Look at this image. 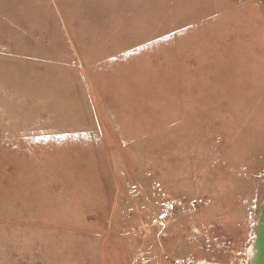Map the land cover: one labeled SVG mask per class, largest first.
Here are the masks:
<instances>
[{"label":"rangeland","instance_id":"1","mask_svg":"<svg viewBox=\"0 0 264 264\" xmlns=\"http://www.w3.org/2000/svg\"><path fill=\"white\" fill-rule=\"evenodd\" d=\"M262 4L0 0V264H97L123 231L252 264L264 81L224 72L259 71Z\"/></svg>","mask_w":264,"mask_h":264},{"label":"crops","instance_id":"2","mask_svg":"<svg viewBox=\"0 0 264 264\" xmlns=\"http://www.w3.org/2000/svg\"><path fill=\"white\" fill-rule=\"evenodd\" d=\"M257 39L260 40L261 48L259 50L257 48L252 49L253 53L250 55V57L259 60V71L249 73L245 71L246 65L244 66L243 64L242 72H239V69L227 70L226 72H224V74H231L234 76V78L237 79V81L232 82L233 84L249 85V89H257L259 88L258 85L263 84L262 82L264 81V32ZM254 43L257 47V40ZM234 58L240 59V56L236 55ZM236 67L240 68L241 66ZM213 74H221V72ZM238 74L246 75L244 82H241L238 79ZM123 234H125L127 237L121 239L123 237ZM130 237L132 236L128 235V233H125L124 231L120 235L110 234L108 237H104L102 239L103 245L102 248L100 247V254L96 261L100 262L101 264H188L187 262H189V259L187 260L182 258L169 257V250L167 251L165 248H160L158 252L160 253L161 257L155 258L154 244L151 246L144 247L136 243V240L139 241L138 238ZM145 254H150L152 255V257H147V259L141 258ZM129 256L130 258H128ZM201 263L203 262H200L198 264Z\"/></svg>","mask_w":264,"mask_h":264},{"label":"water","instance_id":"3","mask_svg":"<svg viewBox=\"0 0 264 264\" xmlns=\"http://www.w3.org/2000/svg\"><path fill=\"white\" fill-rule=\"evenodd\" d=\"M255 256L252 264H264V202L258 225V236L254 243Z\"/></svg>","mask_w":264,"mask_h":264},{"label":"bare ground","instance_id":"4","mask_svg":"<svg viewBox=\"0 0 264 264\" xmlns=\"http://www.w3.org/2000/svg\"><path fill=\"white\" fill-rule=\"evenodd\" d=\"M254 256H255V250H254V245H253L249 249V258L253 260ZM207 264H211V263H207Z\"/></svg>","mask_w":264,"mask_h":264}]
</instances>
